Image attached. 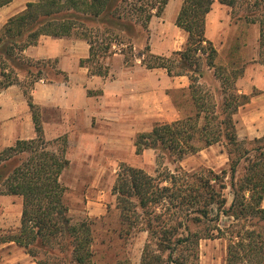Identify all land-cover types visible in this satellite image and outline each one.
Wrapping results in <instances>:
<instances>
[{
	"label": "trees",
	"instance_id": "trees-1",
	"mask_svg": "<svg viewBox=\"0 0 264 264\" xmlns=\"http://www.w3.org/2000/svg\"><path fill=\"white\" fill-rule=\"evenodd\" d=\"M10 1L0 0V6ZM213 1L183 0L175 25L187 33V39L170 56L154 54L149 45L150 20L161 16L168 0H36L6 21L0 29V91L12 84L20 86L36 136L17 139L0 150V195L22 200L20 226L4 241L24 248L37 264H62L60 255L67 251L70 260L64 259L65 264L92 263V221L72 222L65 203L67 189L60 182L69 164L66 141L60 148H47L40 109L31 96L36 81L54 82L50 75L67 80V75L56 70L52 60L23 55L42 35L74 36L89 46L81 65L92 75L106 77L109 68L103 60L119 53L126 66L139 60L147 69L187 76L192 113L138 132L133 139L135 154L150 149L180 160L222 143L228 155V169L219 172L176 167L153 175L120 164L112 186L120 234L129 235L138 224L139 231L147 233L139 264H196L199 240L216 238L226 240L224 264H264V136L254 139L252 149L238 139L233 116L249 95L235 87L239 73L217 65V49L205 35V17ZM218 1L230 8L238 2ZM253 6V15L242 16L258 24L262 50L264 0H254ZM140 41L142 49L135 53ZM206 69H212L220 82L218 99L200 83ZM227 175L232 194L228 205ZM113 264L131 263L118 259Z\"/></svg>",
	"mask_w": 264,
	"mask_h": 264
},
{
	"label": "rangeland",
	"instance_id": "rangeland-1",
	"mask_svg": "<svg viewBox=\"0 0 264 264\" xmlns=\"http://www.w3.org/2000/svg\"><path fill=\"white\" fill-rule=\"evenodd\" d=\"M253 2L254 0H238L230 8V22L223 29L217 28L216 36L220 45H215L218 50L217 65L226 67L229 72L239 73L235 87L241 93L245 90L248 91L246 94L255 96L253 100L249 96L248 103L240 106L233 116L238 139L247 149L256 145L254 139L264 136V49L261 50L258 44V24L246 21L242 16L254 14ZM151 32L161 36V39L153 36L149 40L150 43H156L153 51L163 56L172 54L173 39L183 35L173 23L156 17L151 24ZM142 43L140 41L139 45L136 44L135 53L142 49ZM185 43L186 41L183 47ZM120 61L122 62V57L114 55L104 59L103 63L116 67ZM206 71L200 83L218 99L220 82L213 75L212 69ZM124 76L130 96L136 91L131 81L139 77V102L145 105L139 111V121L133 115H128L127 128L114 131L106 129L105 125L102 128V124H95L94 120V140L82 142L83 146H78L79 142H70V145L65 143L69 164L61 173L60 182L67 189L65 203L72 222L85 218L92 221L91 264H113L118 259L139 264L146 244L147 233L139 231V224L129 235L120 234L119 210L112 193L120 164L142 168L153 175H157L163 168L173 170L180 167L187 171L204 168L219 172L227 170L229 166L228 155L222 143L203 148L180 160H172L150 149L140 155L135 154L133 139L138 132L150 130L155 123L170 122L191 114L193 107L188 90L189 82L183 88H173L170 85L172 77H168L163 69L155 72L139 69L134 74L126 73ZM48 77L56 80L60 78L54 75ZM20 78L23 81L24 78ZM182 81L186 82L185 78ZM46 139V146L51 150L62 147L64 140L66 141L64 136ZM228 179L227 175V188L224 190L227 205L232 200ZM262 206L264 207V198ZM21 209L20 197L0 195V264H37L24 248L12 241H4L18 230ZM225 250L226 240L223 238L200 239L196 264H224ZM60 257V262L65 264L64 259L69 261L70 253L67 251L65 256Z\"/></svg>",
	"mask_w": 264,
	"mask_h": 264
},
{
	"label": "crops",
	"instance_id": "crops-1",
	"mask_svg": "<svg viewBox=\"0 0 264 264\" xmlns=\"http://www.w3.org/2000/svg\"><path fill=\"white\" fill-rule=\"evenodd\" d=\"M34 1L36 0H11L9 3L0 6V29L10 17L24 10L26 3ZM182 2L183 0H168L161 16L151 18L149 23L150 40L153 36L161 39L158 33L151 32L154 17L167 23H173L177 27L175 18ZM229 10V6L214 0L211 10L206 14L205 35L213 42L214 46L220 45L216 36L217 28L223 29L230 22ZM177 28L182 31L183 35L173 39L174 46L171 49L173 52L181 50L187 39V33L181 28ZM150 40L151 51L156 54L153 51V46H156V43L154 41L150 43ZM160 51L159 53H161ZM88 54L87 42L74 36L52 37L42 35L36 45L28 46L23 51L24 56L33 60L49 59L54 61L55 69L67 75V80H63L60 75V78L51 83L42 79L38 80L31 90L32 100L40 109L45 139L52 140L64 136L67 144L79 142L76 144L83 146L82 142L96 138L95 133H93L94 120H96L95 124H102V128L105 125L106 129L114 131L127 128L126 118L128 115H133L136 121H139V111L145 107L143 103L139 102V77H135L131 81L135 85L136 91L134 95L130 96L126 89V76L124 75L126 73L134 74L139 69L155 72L162 68L147 69L140 64L139 60H136L131 66H126L123 63L122 55L115 53V56L120 55L122 57V62L120 61L121 63L116 67L107 64L108 75L101 77L90 74L88 68L81 65V60L86 59ZM166 75L172 77L170 85L173 88H183L189 82L187 76L184 75L169 76L167 73ZM184 78L186 82L182 81ZM243 92L246 94L248 91L243 90ZM249 96L251 100L255 97ZM35 136L31 112L20 86L12 84L1 90L0 150L12 145L17 139H32Z\"/></svg>",
	"mask_w": 264,
	"mask_h": 264
}]
</instances>
